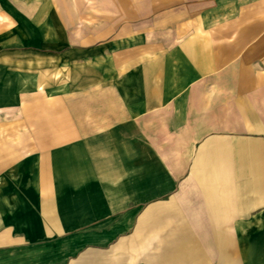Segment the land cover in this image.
Listing matches in <instances>:
<instances>
[{"label":"crops","instance_id":"crops-1","mask_svg":"<svg viewBox=\"0 0 264 264\" xmlns=\"http://www.w3.org/2000/svg\"><path fill=\"white\" fill-rule=\"evenodd\" d=\"M0 264H264V0H0Z\"/></svg>","mask_w":264,"mask_h":264}]
</instances>
